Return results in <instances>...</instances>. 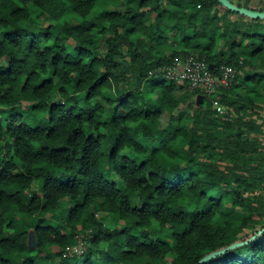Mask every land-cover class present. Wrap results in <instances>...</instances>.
Returning a JSON list of instances; mask_svg holds the SVG:
<instances>
[{
    "label": "trees",
    "instance_id": "obj_1",
    "mask_svg": "<svg viewBox=\"0 0 264 264\" xmlns=\"http://www.w3.org/2000/svg\"><path fill=\"white\" fill-rule=\"evenodd\" d=\"M188 55L237 70L219 90L231 118L153 72ZM236 242L201 264H264V18L0 0V264H199Z\"/></svg>",
    "mask_w": 264,
    "mask_h": 264
},
{
    "label": "built area",
    "instance_id": "obj_2",
    "mask_svg": "<svg viewBox=\"0 0 264 264\" xmlns=\"http://www.w3.org/2000/svg\"><path fill=\"white\" fill-rule=\"evenodd\" d=\"M153 72L160 73L168 79L186 80L192 89H200L212 95L216 102L218 112L231 118L233 116L229 107L220 103L221 88H229L234 82L237 70L229 65H223L219 72L212 71L205 58L197 55H188L183 58L176 57L172 63L156 68ZM83 240L73 247L69 253L82 252Z\"/></svg>",
    "mask_w": 264,
    "mask_h": 264
},
{
    "label": "water",
    "instance_id": "obj_3",
    "mask_svg": "<svg viewBox=\"0 0 264 264\" xmlns=\"http://www.w3.org/2000/svg\"><path fill=\"white\" fill-rule=\"evenodd\" d=\"M219 1H220L221 4L231 8L233 10L242 12V13L250 15V16L264 18V11H258V10H253V9H249V8H246V7H240V6L236 5V4H234L233 2H231L230 0H219ZM242 243L243 242H236V243H233V244H231L230 246H228L226 248H223V249H221L219 251L213 252V253L205 256L202 260H200L199 264L207 262L209 259H211L213 257H216V256L224 253L226 250L234 248V247H236V246H238V245H240Z\"/></svg>",
    "mask_w": 264,
    "mask_h": 264
},
{
    "label": "rangeland",
    "instance_id": "obj_4",
    "mask_svg": "<svg viewBox=\"0 0 264 264\" xmlns=\"http://www.w3.org/2000/svg\"><path fill=\"white\" fill-rule=\"evenodd\" d=\"M118 8L123 10V9H125V5L122 3V4H120V6ZM104 42H105V40L103 39L102 40V43H104ZM71 43L73 44V42H71ZM192 90H195V89H192ZM198 90H200V89H198ZM201 91L202 92H205L203 90H201ZM209 96H212V95L209 94ZM201 98H202V94L196 97L197 101H201ZM167 120H168V115H164L163 116V121H165V123H166ZM115 180H116L118 186L120 188H123V186H124L123 182L121 180H119L118 178H116V177H115ZM102 219H103L104 223L107 224L110 227H114L116 225V223H114V221L111 219L110 215L105 214ZM84 248H85V244H83V246L81 247V249H84Z\"/></svg>",
    "mask_w": 264,
    "mask_h": 264
}]
</instances>
